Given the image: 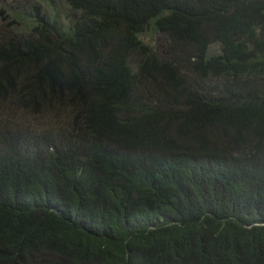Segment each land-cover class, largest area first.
Returning <instances> with one entry per match:
<instances>
[{"label": "trees", "instance_id": "trees-1", "mask_svg": "<svg viewBox=\"0 0 264 264\" xmlns=\"http://www.w3.org/2000/svg\"><path fill=\"white\" fill-rule=\"evenodd\" d=\"M37 2L0 39V264H264V0Z\"/></svg>", "mask_w": 264, "mask_h": 264}, {"label": "rangeland", "instance_id": "rangeland-1", "mask_svg": "<svg viewBox=\"0 0 264 264\" xmlns=\"http://www.w3.org/2000/svg\"><path fill=\"white\" fill-rule=\"evenodd\" d=\"M37 4V0H0V39L4 36H10L9 34H19L23 32L24 28H26L25 32H28L26 18L37 12ZM55 8L60 12L62 5H56ZM20 14L23 15L24 19L21 25L15 22L16 17L21 16ZM219 50V43H213L209 54L217 53Z\"/></svg>", "mask_w": 264, "mask_h": 264}]
</instances>
